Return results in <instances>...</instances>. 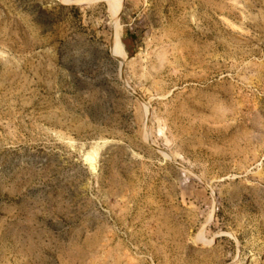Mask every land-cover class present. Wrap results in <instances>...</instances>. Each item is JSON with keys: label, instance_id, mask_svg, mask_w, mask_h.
<instances>
[{"label": "rangeland", "instance_id": "obj_1", "mask_svg": "<svg viewBox=\"0 0 264 264\" xmlns=\"http://www.w3.org/2000/svg\"><path fill=\"white\" fill-rule=\"evenodd\" d=\"M0 264H264V0H0Z\"/></svg>", "mask_w": 264, "mask_h": 264}, {"label": "bare ground", "instance_id": "obj_2", "mask_svg": "<svg viewBox=\"0 0 264 264\" xmlns=\"http://www.w3.org/2000/svg\"><path fill=\"white\" fill-rule=\"evenodd\" d=\"M119 42H120V40H119ZM117 51V50H116ZM86 160H92V158L89 156V157H87V159Z\"/></svg>", "mask_w": 264, "mask_h": 264}]
</instances>
